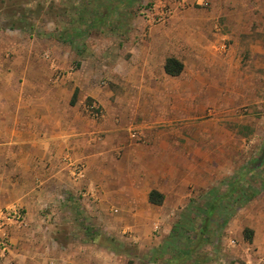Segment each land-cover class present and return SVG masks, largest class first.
<instances>
[{
	"label": "rangeland",
	"instance_id": "obj_1",
	"mask_svg": "<svg viewBox=\"0 0 264 264\" xmlns=\"http://www.w3.org/2000/svg\"><path fill=\"white\" fill-rule=\"evenodd\" d=\"M112 2L115 16L94 26L90 19L103 13L95 6L99 0H0V71L19 73L29 60L31 73L46 70L48 91L57 98L75 83L79 92L94 91L101 102L87 97L79 111L96 150L116 146L119 156V143L127 139L155 150L161 171L174 169L186 204L160 208L172 224L189 204L193 214L213 193H225L235 176L244 174L242 183L258 188L264 169V0ZM164 6L171 9L165 21L151 23L145 16ZM168 55L183 64L177 76L162 70ZM16 77L13 82L23 84ZM32 78L25 88L36 85ZM65 163L71 173L70 164L85 166L82 160ZM161 185L168 187L163 179ZM19 208L23 221L6 228L8 248L1 259L13 249L20 256L25 248L22 240L10 242L12 233L27 228ZM87 208L75 200L43 210L55 244L48 249L57 255L44 264H69L66 258L79 250L89 253L79 257L83 264H146L151 249L141 247L130 229L122 241L109 237ZM227 222L202 248L209 261L264 264V190ZM233 251L249 255L231 257ZM19 264H27L24 257Z\"/></svg>",
	"mask_w": 264,
	"mask_h": 264
},
{
	"label": "crops",
	"instance_id": "obj_2",
	"mask_svg": "<svg viewBox=\"0 0 264 264\" xmlns=\"http://www.w3.org/2000/svg\"><path fill=\"white\" fill-rule=\"evenodd\" d=\"M27 61L24 60L25 67L19 73L16 69L0 71V209L21 207L27 227L18 236L12 233L10 242L14 246L24 242L25 248L19 255L27 264H37V260L44 264L49 255L57 256L48 249L49 244L51 249L55 244L50 240V219L42 212L57 205L65 208L77 200L88 207L93 220H102L109 237L122 241V233L130 229L141 247L156 248L172 226L169 214L160 208L176 209L186 204L182 201L184 194L177 190L174 169L161 171V157L155 150L127 139L119 143V156L112 150L116 146L96 150L79 106L87 97L101 102L97 94L79 92L75 83L72 90L57 98L48 91L46 70L33 74L26 67ZM15 77L21 78L23 84H15ZM31 78L36 85L25 88ZM65 159L84 162L81 177L72 176ZM161 179L166 180L167 189L161 185ZM151 190L162 195L160 204L149 202ZM17 251L13 249L9 258H0V264H19ZM83 254L89 253L79 250L66 260L69 264H83L79 259ZM248 255L233 251L231 257Z\"/></svg>",
	"mask_w": 264,
	"mask_h": 264
},
{
	"label": "trees",
	"instance_id": "obj_3",
	"mask_svg": "<svg viewBox=\"0 0 264 264\" xmlns=\"http://www.w3.org/2000/svg\"><path fill=\"white\" fill-rule=\"evenodd\" d=\"M112 3H114L112 0H99V3H95V6L98 5L96 8L102 7L103 13L101 16L91 18L92 24L90 25L95 26L107 17H114L118 7L115 6V8ZM182 70L183 64L178 59L174 57L165 58L163 71L166 75L174 77L179 75ZM261 156L264 157V150H262ZM261 172L262 174L258 176L260 186L256 189L243 184L244 174H241L233 178L225 193H213L210 196V201L205 206L195 207L194 215L191 212L192 205L189 204L185 207L172 224L169 235L156 248L149 250L146 264L207 263L209 257L203 252L202 248L219 236L220 230L223 229L227 220L239 207L243 206L259 190L264 188V169ZM225 198H230L231 201L220 204V201ZM148 200L151 203L160 204L162 195L155 190H151ZM231 202H237L238 204L233 207L230 205Z\"/></svg>",
	"mask_w": 264,
	"mask_h": 264
},
{
	"label": "built area",
	"instance_id": "obj_4",
	"mask_svg": "<svg viewBox=\"0 0 264 264\" xmlns=\"http://www.w3.org/2000/svg\"><path fill=\"white\" fill-rule=\"evenodd\" d=\"M171 14V9L164 6L163 8H150L145 11V16L151 23H161ZM72 174L75 177L82 176V169L74 164H70ZM23 221V214L17 205L0 209V251L4 252L8 248L6 228L12 225L20 224ZM233 264H261L255 262H234Z\"/></svg>",
	"mask_w": 264,
	"mask_h": 264
}]
</instances>
